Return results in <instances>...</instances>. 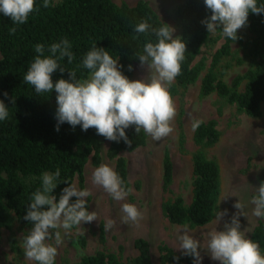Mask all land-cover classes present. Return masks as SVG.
<instances>
[{
  "label": "trees",
  "instance_id": "trees-1",
  "mask_svg": "<svg viewBox=\"0 0 264 264\" xmlns=\"http://www.w3.org/2000/svg\"><path fill=\"white\" fill-rule=\"evenodd\" d=\"M257 3L264 4V0H257ZM42 5L43 0H36L38 11L30 13L23 25L13 24L9 17L0 13V101L9 112L8 118L0 121V229L11 228L15 221L33 226L23 217L32 202V194L42 187L43 173L54 174L57 168L60 169L59 184L52 193L58 201L62 189L70 186L75 178L79 187H83V169L89 158L94 165L101 161V138L96 129L83 131L80 125L73 128L65 122L56 131L58 106L55 90L37 94L33 86L24 82L23 77L37 55L35 45L45 46L44 56L50 55L47 49L52 43L62 39L66 38L72 45L74 60L68 63L65 57L59 61L65 71L61 73L57 69L52 74L54 83L61 78L70 81L69 71H75L77 80L87 79L90 70L83 67L82 61L93 45L105 48L114 59H118V67L122 65L120 70L131 80L133 70L129 71L128 66L134 69V65L140 63L138 56L144 54L146 42H158L152 32L136 33V25L147 20L152 28H159L165 23L145 0H138L134 5L117 4L113 0H50L48 8ZM173 12L178 20L179 37L186 43L187 51L181 63V74L170 86L171 95L200 77V97L214 92L224 103L235 105L238 113L259 116L264 102V13H249L245 27L251 34L247 52L250 65L226 82L224 75L231 65L224 58L232 57L231 43L234 41L224 37L221 29H217L215 36L208 33L206 25L201 23L211 16L204 0H183L173 6ZM12 27L16 31L10 34ZM237 36L239 38L238 33ZM219 38L223 42L212 53L208 65L204 58L197 59L204 45H212ZM202 121L192 134L196 149L191 157L190 202L185 203L177 195L163 200L160 205L162 214L172 224L202 226L210 222L217 211L221 192L220 168L216 159L207 156L206 149L218 141L220 131L215 119ZM125 132L132 141L131 145L122 139L119 142L108 140L105 155L114 160V170L122 178V186L130 191L127 160L121 152H131L143 146L147 135L143 129L137 134L134 125ZM183 143L184 136L180 131L181 149ZM171 170L172 162L165 151L161 171L164 193L170 191ZM133 187L139 188V182L136 181ZM75 200L76 197H72L70 202ZM100 236L103 238L102 225ZM249 238L259 244L264 254V221L255 224ZM79 241L84 245L82 237ZM133 245L137 253L125 261L115 253L101 249L83 255L78 264H153L146 239L137 237ZM158 250V264H183L184 259L168 245L161 243ZM174 257L180 259L177 261ZM192 260L193 257L186 256L185 264H193Z\"/></svg>",
  "mask_w": 264,
  "mask_h": 264
},
{
  "label": "clouds",
  "instance_id": "clouds-1",
  "mask_svg": "<svg viewBox=\"0 0 264 264\" xmlns=\"http://www.w3.org/2000/svg\"><path fill=\"white\" fill-rule=\"evenodd\" d=\"M36 0H0V13L9 17L15 25H23L29 14L38 11ZM211 16L201 21L206 25L208 33L222 30V35L236 41L237 31L246 26L249 13H264V4L257 0H204ZM44 8L50 6V0H43ZM16 28H10V34ZM174 28L163 23L159 28H152L147 20L135 27L136 33L155 34L157 41L146 42L142 55H139L141 67L147 64L149 76L145 79L130 80L118 67V59H114L105 48L93 45L84 56L83 67L90 70L87 79L77 80L75 71H69L70 81L63 78L55 83L52 74L59 69L65 71L59 63L65 57L68 63L74 60L72 45L65 38L52 43L47 49L49 56H44L45 46L35 45L37 55L30 63L23 79L34 87L37 94L51 93L55 90L57 102V126L68 123L75 128L80 125L83 131L96 129L98 135L107 140L131 145L125 130L135 126L137 134L141 129L154 141L168 137L173 131L172 121L176 116V106L170 93V86L181 74V63L185 59L186 43L179 36L173 38ZM132 71V66H128ZM7 96V93L4 94ZM14 103V100H13ZM9 116L8 107L0 101V121ZM202 120L193 119L192 131L195 132ZM60 169L55 173L45 172L41 176V189L32 194V202L28 205L24 220L33 227L22 237V248L25 258L36 264H55L58 246L63 243L60 229L65 235L74 227L91 223L98 218L96 211L89 212L85 198L92 195L88 189L79 190L74 184L62 189L57 201L53 190L57 187ZM93 184L100 186L115 201H123L129 195L122 185L123 180L117 172L106 164H101L92 173ZM76 197L74 202H70ZM250 203L254 206L252 215L264 218V181L258 188ZM240 211L232 216L230 223L224 224V230H213L205 242L193 237L185 227L177 235L180 241L179 250L185 256L193 257V264H201L202 256L198 249H205L212 260L220 264H264V254L257 242L246 236V229L241 231L239 216L247 217L245 205L239 200L234 205ZM122 223L139 224L143 218L136 205H121ZM227 215V210L218 212L217 222ZM115 222L109 219L104 230H110ZM183 233V234H181ZM54 240L55 246L48 241ZM177 261L180 257H174Z\"/></svg>",
  "mask_w": 264,
  "mask_h": 264
},
{
  "label": "rangeland",
  "instance_id": "rangeland-1",
  "mask_svg": "<svg viewBox=\"0 0 264 264\" xmlns=\"http://www.w3.org/2000/svg\"><path fill=\"white\" fill-rule=\"evenodd\" d=\"M120 4L125 2L134 5L138 0H113ZM157 12L162 21L174 28L173 38L179 36V25L173 6L183 0H145ZM239 38L231 43L232 57L224 58L230 67L224 75V80L230 82L232 78L243 73L250 65L248 55V42L251 34L247 27L237 31ZM214 36L217 34L212 33ZM223 42L222 38L212 45H204L197 59L204 58L205 64L211 60L212 53ZM239 59V61H238ZM208 65V64H207ZM149 76L147 64L141 67L140 63L134 65L131 80L145 79ZM200 77L185 89L173 95L176 106V116L172 121L174 131L160 141H154L146 133V142L143 146L127 152H121L127 160L128 180L132 185L129 195L123 201H115L100 186L93 184L92 173L101 164H106L114 169V160L105 155L108 140L101 138V161L98 165L92 164L90 158L86 162L83 175L84 184L80 188L75 178L73 183L79 190L88 189L92 195L87 200L89 212L96 211L98 218L91 223H84L81 227L73 228L67 235L60 229L63 243L58 246V255L55 264H78L83 255L92 254L97 250L113 252L122 260L136 255L137 251L133 241L137 237L146 239L150 247V256L153 264L159 262L158 246L164 243L175 250L183 259L186 256L179 250L180 241L177 235L185 227L194 238L205 242L208 234L213 231L224 230V224L230 223L233 215L240 210L234 205L238 200L245 205L247 217L240 215L241 231L246 229L249 238L255 224L264 218L252 215L253 205L250 203L255 194V188L264 181V102L261 104V113L253 117L238 113L235 105L224 103L213 92L205 97L198 94ZM215 119L217 129L220 131L218 141L206 149L209 158H214L219 164L221 178V192L218 207L213 219L202 226L191 227L170 223L161 212V202L167 198L180 195L185 203L191 199L192 189V153L196 145L192 140L193 119ZM184 136L183 149L179 145V133ZM169 153L172 162L173 179L169 192L161 190L162 157L164 152ZM139 182V188L133 187ZM132 203L142 213L143 218L139 224L122 223L123 213L121 205ZM227 210L219 222L216 220L218 212ZM111 219L115 222L110 230H104V225ZM100 225L103 229V238L100 236ZM33 226L21 225L14 222L12 227L0 229V264H36L25 258L22 248V237ZM183 234V233H181ZM82 237L84 245L79 238ZM55 246V241H48ZM202 256L201 264H219L212 260L205 249H198ZM193 262V260H192Z\"/></svg>",
  "mask_w": 264,
  "mask_h": 264
}]
</instances>
